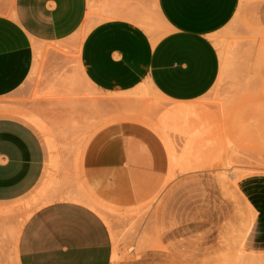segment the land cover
<instances>
[{
	"label": "rangeland",
	"instance_id": "rangeland-1",
	"mask_svg": "<svg viewBox=\"0 0 264 264\" xmlns=\"http://www.w3.org/2000/svg\"><path fill=\"white\" fill-rule=\"evenodd\" d=\"M11 1L0 0V15ZM113 2L143 1L87 0L88 29ZM75 39L37 46L27 80L0 99V264H17L20 230L43 206L45 186L52 201L95 196L110 264H264V0L241 1L213 39L220 77L192 103L203 130L156 133L149 122L174 103L147 85L94 90L76 70Z\"/></svg>",
	"mask_w": 264,
	"mask_h": 264
},
{
	"label": "crops",
	"instance_id": "crops-1",
	"mask_svg": "<svg viewBox=\"0 0 264 264\" xmlns=\"http://www.w3.org/2000/svg\"><path fill=\"white\" fill-rule=\"evenodd\" d=\"M142 1L136 6L111 3L110 18L88 29L78 49L84 79L103 94L149 85L172 103L201 99L220 74V55L213 39L245 0ZM145 6H152L151 14ZM86 14L87 0H12L9 12L0 15V99L27 80L34 47L75 39ZM141 21L154 31L146 32ZM89 176L97 187L94 169ZM16 260L17 264H110V234L87 206L51 201L34 211L21 228Z\"/></svg>",
	"mask_w": 264,
	"mask_h": 264
},
{
	"label": "bare ground",
	"instance_id": "bare-ground-1",
	"mask_svg": "<svg viewBox=\"0 0 264 264\" xmlns=\"http://www.w3.org/2000/svg\"><path fill=\"white\" fill-rule=\"evenodd\" d=\"M109 9H104V10H102L101 12H100V16H101V20H106V19H109L110 17V13H109V11H108ZM115 13V12H114ZM130 15H132V14H130ZM130 15H128V17L130 16ZM112 17H113V15H111ZM138 16V15H137ZM88 17H89V14L87 13L86 14V21H85V24H84V27L83 26H81V31H80V33L79 34H77V36H76V39H75V41L77 42V47H78V49H79V45H80V43H81V41H82V39L84 38V36H85V34H86V32L88 31V28H87V26H86V22H87V19H88ZM111 17V18H112ZM133 18V17H132ZM142 18V17H141ZM147 18V17H146ZM135 19V18H134ZM139 19H140V17H139ZM138 20V19H137ZM141 20V19H140ZM142 20H144V19H142ZM147 20H148V18H147ZM139 21V20H138ZM142 22V21H141ZM144 22V21H143ZM142 22V23H143ZM148 22V21H147ZM145 28H146V32H148V33H152V31H154V29L153 28H150L149 26H147V25H145V22L142 24ZM148 25H149V22H148ZM143 26H140V27H143ZM83 27V28H82ZM143 29V28H142ZM151 37V36H150ZM34 48H36V47H34ZM76 70H78L77 72H79L80 73V75H81V77H82V79L84 80V82L87 84V85H89V83H88V81H86L85 79H84V76L81 74L82 72L80 71V67H79V64H78V62H77V69ZM219 77H220V74H219V76H218V79H219ZM217 79V80H218ZM90 86V85H89ZM149 88H150V90H152L153 91V89L149 86V85H147ZM133 91V90H132ZM129 92H131V91H129ZM129 92H125V93H120V95H125V94H127V93H129ZM154 92V91H153ZM105 94H107V93H105ZM108 95H110V96H112V95H117V94H109L108 93ZM102 101H104V100H102ZM104 102H106V104L109 102V103H113L114 102V99L113 98H110L109 97V99L107 98ZM192 103L193 102H191V103H174V106L173 107H170V108H168V109H164L163 110V112L161 113V115H160V117L154 122V123H150L149 122V125L153 128V130L156 132V133H164L166 130H172V131H175V132H182L183 130H186V129H191V128H193L196 124H199V125H201V122H202V119H204V116L203 117H199L200 116V114H199V116L197 115V112H196V108L194 107V106H192ZM32 118V117H31ZM23 119V118H22ZM28 119V118H27ZM205 119H206V116H205ZM25 121H27L26 119H24ZM208 120V119H207ZM29 121L32 123V125H34L35 127H38L37 126V123L34 121V119H29ZM29 123V122H28ZM203 123H205L204 121H203ZM202 123V124H203ZM206 124H204V125H201V126H205ZM196 126H198V125H196ZM201 126H198V128H200ZM202 128H200L199 130H201ZM204 129V128H203ZM202 129V130H203ZM198 130V129H197ZM192 132V131H191ZM184 133V132H183ZM187 133V132H186ZM195 133H198V132H196L195 131ZM185 134V133H184ZM194 134V133H193ZM202 134V133H201ZM201 134H199V135H201ZM49 147H50V144L48 143L47 144ZM166 182V181H165ZM85 184V183H84ZM83 184V185H84ZM49 185V184H48ZM52 186V185H51ZM84 186H86V184L84 185ZM82 187V186H81ZM49 188V187H48ZM48 188L45 186V190L43 191V192H41L42 194H41V197L39 198V201L41 200V203H43V205H46L47 203H49V202H51L52 201V199L53 198H55V197H52V198H49L50 196L48 195V194H46V193H48L49 192V190H48ZM86 187H83V188H81V191L84 189V190H86L85 189ZM44 189V188H43ZM51 189H52V187H51ZM79 189V188H78ZM80 190V189H79ZM78 190V191H79ZM161 190V189H160ZM55 192H57V191H55ZM87 192H89V190L87 191ZM91 192V191H90ZM53 192H51V194H52ZM84 193H85V191H84ZM83 193V191L82 192H75L74 194H70V196H64L63 198L61 197H59L61 200H70V201H73V202H77V203H80V204H83V205H85V206H87L88 208H90L91 210H93L95 213H97L98 212V210H99V207H98V205L99 204H97L95 201H93L92 199H94L95 200V198H93V197H95V196H93L92 194H91V196H90V193L88 194H84ZM159 193H160V191H159ZM159 193L157 194V195H159ZM156 195V196H157ZM40 196V195H39ZM93 196V197H92ZM45 197H47V198H45ZM91 197V198H90ZM253 216H254V213H253V211H250L249 210V212H248V218H247V220H245L243 223H242V228L244 229V232L242 233V235H241V237H240V240H239V242H238V247H239V249L242 247V243H243V239H244V237L247 235V233H248V231H249V228H250V226H251V223H252V220H253ZM240 226V227H241ZM238 230V229H237ZM230 234V233H229ZM231 235V234H230ZM227 236V235H226ZM232 238V237H231ZM235 238V237H234ZM224 240H226V238L224 239ZM237 254L239 255V251L237 250ZM242 252V251H241ZM238 255H236V257L238 256ZM241 255V254H240ZM243 255V254H242ZM252 256V255H251ZM251 256H249V254H248V256H246L247 258L248 257H251ZM254 257V256H253ZM257 258V257H256ZM239 261H240V258H237ZM244 260V259H243ZM253 260H257V259H254V258H250V259H247V261H250L249 263L251 264V262L252 263H255ZM241 261H242V258H241ZM245 261V260H244ZM243 261V262H244ZM247 264V263H246Z\"/></svg>",
	"mask_w": 264,
	"mask_h": 264
}]
</instances>
